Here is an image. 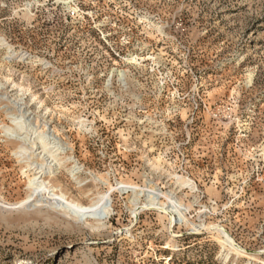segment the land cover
Listing matches in <instances>:
<instances>
[{
  "label": "rangeland",
  "instance_id": "1",
  "mask_svg": "<svg viewBox=\"0 0 264 264\" xmlns=\"http://www.w3.org/2000/svg\"><path fill=\"white\" fill-rule=\"evenodd\" d=\"M33 177L110 213L30 207ZM0 264H264V0H0Z\"/></svg>",
  "mask_w": 264,
  "mask_h": 264
},
{
  "label": "bare ground",
  "instance_id": "2",
  "mask_svg": "<svg viewBox=\"0 0 264 264\" xmlns=\"http://www.w3.org/2000/svg\"><path fill=\"white\" fill-rule=\"evenodd\" d=\"M15 121V120H14ZM19 120H17L15 124V130L8 129L6 135L9 138H15L18 141L22 143V145L17 148L18 151L15 154L21 161H24L28 159L25 157L27 156L28 152H35L39 151L37 155L40 156L41 162L45 161L44 163H38L34 156V163L36 169H38L37 174L42 173L45 169H47L46 174L52 173L51 171H54L52 167H62L63 163H60L62 158H59L60 155H64V149L61 145L60 140L53 134L52 131H39L34 133V137H20L19 134H17L16 131L22 132L24 129V121L21 123ZM23 126H21V124ZM23 127V129H22ZM22 129V130H21ZM31 142V143H30ZM31 156V155H30ZM29 157V155H28ZM37 157V156H36ZM30 158V157H29ZM29 160V159H28ZM36 161V162H35ZM29 162V161H28ZM54 163V164H53ZM28 164V163H27ZM31 164V163H29ZM53 164V165H51ZM77 170V168L74 166L70 173L71 175ZM69 171V170H68ZM45 173V172H44ZM48 183H45L43 180L39 181V177H33L28 180V189L30 190V195L28 196L27 200L23 202L24 204L27 202L30 207H36L38 204L42 202H46L47 206H50L58 211H61L63 213H66L68 216L73 217L79 221H85L87 218H92L96 221V223L100 224V221L103 219V217H106L108 213H110V202L109 198L107 196H100L93 204H91L88 207H83L81 204L75 203V202H69L66 201L65 195H63L61 192L56 194L53 189H51L50 186H48ZM120 191L125 189H132L128 187L121 186L119 187ZM134 191V190H133ZM44 194L46 196H44ZM144 194L148 200L147 206H153L156 199L158 198V195L154 193L152 190H143L139 193H135L134 191V201H136L137 197ZM43 197L45 199L43 200ZM163 209V208H162ZM136 213V212H134ZM168 215L175 221L182 219V214L179 212V209L176 206H170L169 210L167 211ZM219 240V239H218ZM220 244L223 248H228V250H234L233 244L225 239L221 240Z\"/></svg>",
  "mask_w": 264,
  "mask_h": 264
},
{
  "label": "water",
  "instance_id": "3",
  "mask_svg": "<svg viewBox=\"0 0 264 264\" xmlns=\"http://www.w3.org/2000/svg\"><path fill=\"white\" fill-rule=\"evenodd\" d=\"M137 216H138V213H136V217H135V220L137 219ZM219 231H221V232H223V233H225V235H226V232L221 228V227H216ZM233 245H234V247L236 248V249H238V247H236V245L233 243ZM238 250H240V249H238ZM241 251V250H240ZM241 252H243V253H246V254H254V253H251V252H246V251H241Z\"/></svg>",
  "mask_w": 264,
  "mask_h": 264
}]
</instances>
